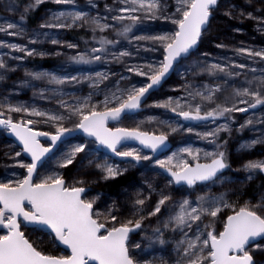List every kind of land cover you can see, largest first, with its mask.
Wrapping results in <instances>:
<instances>
[{"label":"snow or ice","instance_id":"obj_1","mask_svg":"<svg viewBox=\"0 0 264 264\" xmlns=\"http://www.w3.org/2000/svg\"><path fill=\"white\" fill-rule=\"evenodd\" d=\"M43 2L34 0L25 5L19 22L6 20L0 24V33L12 37L26 35L27 14ZM87 2L93 9L96 7L95 0ZM221 2L112 0L111 4H104L105 15L99 11L92 15L81 10L76 0H52L68 7L48 10L38 29L32 30L31 43L43 36L53 45L76 49V43L60 39L59 33L41 30L86 28L98 47L76 51L68 61L78 65L116 63L123 64L124 69L118 74L110 67H101L99 71L90 69L75 75L63 68L58 72L25 69L28 79L19 81L21 87L33 88V95L41 99H55L58 105L55 109L35 103H14L8 95L0 98V129L15 137L7 145L9 151L5 156L26 169L21 178L0 179V264H264V259L256 258L258 252L264 253V191L255 203L251 199L243 202L239 198L231 199L229 193L243 195L239 187L212 191L217 185H243L264 174V159H255L241 165L240 170L246 173L244 180L225 175L232 166L228 138H222V134L231 137L234 113L252 112L237 131L264 125V119L255 115L258 106L264 109V67H250L229 57L214 62L208 59L209 52H198ZM225 2L223 15L254 20L257 30L264 32V15L258 14L264 13V0H245L247 7L231 0ZM257 2L260 6L249 11L248 7ZM4 7L16 11L18 2L8 0ZM157 20L170 21L174 30L153 32L145 22ZM107 31L114 32L116 39L104 35ZM137 32L141 34L136 35ZM121 41H127L128 47L113 51ZM0 47L27 56L62 54L59 49L52 53L4 39H0ZM215 47L229 46L220 42ZM141 50L159 51L162 58L130 63ZM233 51L254 64L257 61L264 64V48L240 46ZM194 53L197 55L193 58ZM12 58L24 59L23 56ZM185 61L189 63L180 71ZM15 70V65L10 66L0 58V81ZM174 71L184 81L177 86L181 95L154 100L151 106L163 108L177 119L147 117L148 122L160 125L159 131L142 130L144 121L135 127L109 126L111 122L119 124L124 118L136 115L152 92L162 87ZM133 74L145 79L133 82ZM201 74L212 82L189 79L190 75L195 78ZM241 76L242 84L236 85L234 78ZM33 81H45L46 86L37 87ZM85 82L90 89L86 95L65 91L66 86ZM100 95L103 99L96 98ZM182 121L189 125L194 121L205 125L211 122L214 127L200 130ZM38 125H47L48 130ZM258 131L260 135L244 141L241 149L264 144V127ZM74 132L85 134L78 143L69 142ZM178 132L194 133L211 145L212 150L185 143L165 154L170 150L169 137ZM130 140L138 141L147 152L126 147ZM60 145H66L65 150L60 151ZM17 147L19 150L13 151ZM101 147L122 158L121 162L116 163L101 153ZM22 154H27L30 162L21 158ZM157 155L163 158L157 159ZM148 164L155 167L148 168ZM138 165L155 176H163L165 184L161 187L144 176L141 186L126 196L125 203L113 199L101 206L104 193L92 194L89 185L97 181H90L89 174H97V180L109 181ZM69 166L76 169L75 173L65 175L63 170ZM11 175L16 177L17 173L13 171ZM176 186L187 195L174 198L172 189ZM197 188L207 191L197 193L192 199L191 193ZM153 195L157 197L154 203ZM167 233L173 237L179 233V239L170 240ZM169 243L173 245L174 257L149 255L155 253L156 245Z\"/></svg>","mask_w":264,"mask_h":264},{"label":"rangeland","instance_id":"obj_2","mask_svg":"<svg viewBox=\"0 0 264 264\" xmlns=\"http://www.w3.org/2000/svg\"><path fill=\"white\" fill-rule=\"evenodd\" d=\"M8 2V0H0V24L5 23L7 20L8 22H19L20 15L24 12L25 5L29 3H33L34 0H17L18 2V8L16 11H8L4 7V5ZM77 4L80 6L81 10L84 11H90L92 15H95L97 11L100 12L101 15H105L104 10V4L105 3H112V0H95L96 7L93 9L91 5L88 4L87 0H76ZM232 3L240 6V7H247L245 4V0H231ZM225 0H222L220 8L217 10L215 16L213 17L211 21L210 28L208 32L205 34L203 41L199 45L198 52H209L211 55L209 56L210 61L218 62L221 58L229 57L236 59L238 63H246L250 65V67H264V64L259 63H253L251 60H248L244 56H236L234 54V49L240 46L245 47H252L254 49H261L264 48V32L258 31L256 27V22L251 19H246L243 17L237 16L236 18H229L225 15H223V9L226 7ZM259 3H254L252 7H248V10L251 11L253 8L259 7ZM68 7L67 5H57L52 3V0H44V2L39 5L36 9L30 10L29 13L26 16V23L25 27L27 29V33L24 36L21 37H12L7 36L5 33H0V39H4L8 42H14L19 43L22 45H25L29 48H36L38 50H46L52 53H55L58 49L62 53L60 55H47L44 57L41 56H27L23 52H18L12 49H8L6 47H0V58L5 59L10 66L15 65L16 70L9 72L7 74V79L4 81H0V98H2L5 95H8L12 102H25L28 104L35 103L36 105L42 107V108H49V109H55L58 108V105L56 104L55 99H41L39 96L33 95V88L31 87H21L19 84L20 80L28 79L25 75V69H28L30 71H60L61 68H63L64 71L69 72L73 75L77 74L78 71H88V70H96L99 71L101 67H110L111 70L115 73H123L124 65L123 64H116L112 63L109 65H78V64H72L68 61V57L71 55H74L76 51H83L88 46H97L94 44V42L91 41L92 33L90 30L86 28H72V29H42L41 31H49V32H56L59 33V38L70 41L73 43H76L78 45V48L76 49H69L66 46L61 45H53L51 44L50 40L45 39L43 36L37 40L36 43H31L29 36L32 34V30L38 29V26L42 23V21L46 18L48 14V10H58L62 8ZM35 13L34 18H29L30 15ZM264 15V13H258ZM29 18V19H28ZM146 24H150L153 32H161V31H173L174 27L171 25L170 21H162L157 20L153 22H145ZM236 28L242 29L241 31H235ZM140 32H137L136 35H140ZM104 35L108 36L109 39H116L114 32L107 31L104 33ZM87 41V44H86ZM223 42L224 44L228 45L229 47L220 49L216 48L215 44ZM122 47H128L127 41H121L120 45L116 47L115 49H112L113 51H119ZM135 45L133 44V50ZM7 53V55H3ZM197 55V53L193 54V58ZM15 56H23V60H15L12 57ZM161 53L159 51L157 52H145L141 50L139 52V56H134L131 58L130 63L135 62H143L144 60H147L151 62L152 60H159L161 59ZM189 63L188 61L182 62V67L180 68V71H183V66ZM237 71H240L237 69ZM247 71V70H245ZM126 74V73H124ZM259 75V72L256 73ZM118 79L117 77H114L113 80ZM133 82L135 81H142L145 78L132 75ZM189 79H195L196 81H209L212 82L211 78H209L205 74H201L195 78L189 76ZM244 77H237L234 78V83L236 85H240L243 82ZM184 81L181 79V76L178 72L174 71L172 72L167 80L163 83V86L158 88L157 90H154L152 94L148 97V99L145 101V106L137 112L136 115L131 117L124 118L119 124L110 123V127H135L137 123H140L141 121H144L143 124H141L142 130L145 131H159L160 125L156 122H148L146 120L149 116H156L160 119H177L174 114L170 112H166L163 108H157L152 105V102L154 100H160L164 99L166 96H177L181 95V90L177 88L178 85L182 84ZM33 84L37 87H44L46 86L45 81H33ZM54 87V86H53ZM103 87V86H101ZM65 91H74L75 95H86L90 89L88 84L85 82L82 85H76V86H66ZM62 99H69L68 97H61ZM97 99H103V95H100L96 97ZM264 109H260L259 106L255 112L257 119H264ZM241 114V115H240ZM17 115V114H14ZM236 116V120L232 124V134L231 137H228L227 133L222 134V138H228V145L227 150L229 153V160L231 163V169L229 172L225 173V175H231L236 178L237 181L244 180L246 173L243 170H240L241 165L245 163L248 160H255V159H264V144H258L254 148L251 149H241V144L246 141L250 140L252 138H255L256 136L260 135V131L258 129H261L264 127V125L256 124L254 127L250 126L245 128L242 132L237 131L240 124L244 122L245 119L252 116V112L249 111L248 113H234ZM17 118L19 116L17 115ZM221 123L223 121H220ZM186 126H198L200 130H203L204 128H211L214 127V125L211 122H208L206 125L201 124L200 122H191L189 125L188 122H183ZM42 130H48L47 125H38ZM84 135H74L70 138V143H78L83 139ZM14 140L8 137V133L4 130L0 129V179L7 176L8 178L15 179V178H21L23 174H26V169L20 168L18 165H15L14 162L9 159L7 156H5V152L9 151L7 148V145L12 143ZM45 142V141H42ZM169 143H170V150L168 153L165 154H171V151H174L177 147L182 146L185 143H191L197 147L205 148L207 150H212V146L209 145L207 142L202 141L196 137L194 133L188 134L184 132H178L175 134H172L169 137ZM94 148L98 147L97 145H93ZM128 148H134V149H142L138 146H128ZM66 145H60V151L65 150ZM19 148L13 149V151H18ZM121 150H124L123 148ZM143 150V149H142ZM144 151V150H143ZM100 152L108 155L111 157V159L116 162L120 163L122 159L119 157H115L108 152L104 148H100ZM146 152V151H145ZM57 155H59V152H57ZM23 159L26 161H29V158L22 154ZM157 159H162L163 155L156 157ZM54 160V158H53ZM50 164L52 161L49 162ZM147 164V162H144ZM6 165L8 167H6ZM122 167H128L127 165H121ZM155 167L152 164H148V168ZM75 168L72 166H69L68 169L63 170L65 172V175H72L75 173ZM16 172L17 176L13 177L11 175L12 172ZM43 171V170H42ZM148 176L150 179H153L154 182L159 185L163 186L165 184V179L163 176H155L154 173L149 172L147 168L142 166H137L135 168L129 167L128 171L125 172L122 176L117 177L114 180H119L120 183L117 184L112 189H104L102 187L103 184L110 183L114 180L109 181H103V180H97V174L91 173L87 177L90 181L96 180L97 182L91 183L89 186L92 189V194L95 195L96 193L102 192L104 193V196L101 198V206H103L104 203H111L113 199L119 200L121 203H125L126 196H130L132 192L135 191L136 188L140 187L143 182V177ZM146 187V185H144ZM239 187L241 191L243 192V195L241 197H237L235 195H232L229 193L230 198L240 199L241 202L246 199H251L253 203L256 202V199H258L259 193L261 191H264V174L258 175L254 180L251 182H246L243 185L241 184H225L223 187L217 185L212 189L213 192H223L225 189H231ZM207 191V189L204 188H197L196 191L191 193V198L194 199L197 193ZM173 196L176 199H179V197L182 194L187 195V192H185L183 189L180 188V186H176L172 189ZM157 197L153 195V203ZM125 212H127V209H125ZM228 214L227 211L225 212V215ZM152 223L155 224V220H152ZM166 238L168 239H179V233H176L175 236L171 233L166 234ZM51 247V246H49ZM156 251L155 253L150 252L149 255L158 254L161 256H164L166 258L168 257H174L175 253L172 252V243H169L165 246L156 245ZM257 260L264 259V253L258 252L256 254Z\"/></svg>","mask_w":264,"mask_h":264},{"label":"water","instance_id":"obj_3","mask_svg":"<svg viewBox=\"0 0 264 264\" xmlns=\"http://www.w3.org/2000/svg\"><path fill=\"white\" fill-rule=\"evenodd\" d=\"M169 77V76H168ZM141 110V109H140ZM139 110V111H140ZM111 123H115V122H111ZM85 135V134H83L82 132H74V133H72V135H71V137H73L74 135ZM8 137L9 138H11V139H13L14 141H15V137H13V136H11V134H9L8 133ZM42 141H44V139L42 138ZM18 143V142H17ZM126 145H128V146H138V147H140V148H142V146L141 145H139V142L138 141H134V140H130V141H128L127 142V144ZM99 147V146H98ZM169 149H170V143H169ZM106 150V152H108L109 154H111V155H113V156H115L114 154H112L109 150H107V149H105ZM144 151H146L147 152V150H144ZM26 156H27V154H25ZM159 156H161V155H157L156 157H159ZM28 157V156H27ZM115 157H117V156H115ZM29 158V160H30V157H28ZM120 158V157H119ZM120 159H122V158H120Z\"/></svg>","mask_w":264,"mask_h":264},{"label":"trees","instance_id":"obj_4","mask_svg":"<svg viewBox=\"0 0 264 264\" xmlns=\"http://www.w3.org/2000/svg\"><path fill=\"white\" fill-rule=\"evenodd\" d=\"M34 15H35V13H33L32 15H30L29 18H31V17L34 18ZM119 183H120V179L119 180L117 179V180L111 181L110 183L103 184L102 187L104 189H112L115 186H117V184H119Z\"/></svg>","mask_w":264,"mask_h":264},{"label":"flooded vegetation","instance_id":"obj_5","mask_svg":"<svg viewBox=\"0 0 264 264\" xmlns=\"http://www.w3.org/2000/svg\"><path fill=\"white\" fill-rule=\"evenodd\" d=\"M139 112V111H138ZM241 115V114H240ZM263 175V174H262Z\"/></svg>","mask_w":264,"mask_h":264}]
</instances>
